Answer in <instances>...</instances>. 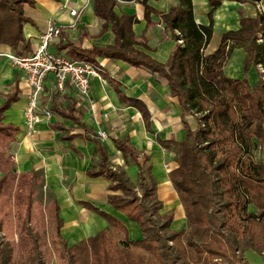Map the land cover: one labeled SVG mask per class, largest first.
Wrapping results in <instances>:
<instances>
[{
    "label": "trees",
    "instance_id": "trees-1",
    "mask_svg": "<svg viewBox=\"0 0 264 264\" xmlns=\"http://www.w3.org/2000/svg\"><path fill=\"white\" fill-rule=\"evenodd\" d=\"M121 1V0H120ZM128 1V0H122ZM224 0H208L209 24L196 23L192 0H176L166 12L149 7L142 0L146 27L137 37L134 15H118L114 8L118 0H93L95 16L102 20L101 32L110 30L111 44L82 48L81 43L68 41L59 44L73 59L97 65V57L121 60L129 65L144 67L164 79L180 107L185 137L181 141L162 140L158 143L175 154L177 167L168 173L186 216V228L172 230L171 212H162V202L156 195V181L152 174L150 155L137 150L128 138L113 139L114 146L126 162L138 168L136 182H132L124 168L113 166L100 136L81 121V114L70 102L61 110L55 102L49 111L69 118L82 128L64 139L83 136L95 145L94 160L87 170L89 176H103L110 181L108 203L136 222L142 238L128 239L126 227L113 216L100 211L108 225L98 234L80 244L69 245L61 236L62 219L55 206L56 238L67 257L68 264H78L75 249L83 244L95 257L90 264H250L244 256L252 249L264 256V19L261 12L243 16L240 27L222 34L219 46L204 54L213 31V12ZM257 3L260 0H236ZM35 0H0V45L8 46L16 56L33 52L25 37L23 25L30 19L24 6ZM150 14L160 18L169 39L175 42L167 60L159 62L144 50L146 33L157 25ZM63 28L59 38H63ZM165 38V37H163ZM235 48L246 52L242 78L225 75L224 67ZM252 66L258 69V80L248 83ZM118 97L139 110L145 128H150V112L137 98L127 96L121 85L110 80ZM18 99V89L5 95L0 104V133L12 127L2 122L3 113ZM54 101V100H53ZM194 120V128L188 117ZM52 128L69 129L60 123ZM33 171L30 182L35 179ZM1 180V179H0ZM253 205L257 212L249 211ZM30 202L26 206L22 228L31 238L28 263L43 264L38 235L30 225ZM2 224L0 222V232ZM10 241L0 234V264H15Z\"/></svg>",
    "mask_w": 264,
    "mask_h": 264
},
{
    "label": "crops",
    "instance_id": "crops-1",
    "mask_svg": "<svg viewBox=\"0 0 264 264\" xmlns=\"http://www.w3.org/2000/svg\"><path fill=\"white\" fill-rule=\"evenodd\" d=\"M141 1L121 0L114 8L118 15L130 14L137 18L138 22L133 24L137 37H140L146 27L145 8ZM146 4L166 12L176 4V0H147ZM192 8L196 23L209 24L208 0H192ZM70 9H76L77 16H71ZM258 12H264V0L257 3L224 0L213 12L212 37L204 49V54L218 48L223 33L238 29L243 16H255ZM24 14L30 22L23 25V32L33 51L50 22L63 28L64 33L63 38L60 39L58 35L50 41V52L69 56L67 49L58 48L59 44L63 45L68 41L80 42L82 48L86 49L113 42L114 35L109 29L101 32L103 21L94 14L93 0H35L33 6H24ZM150 17L157 25L147 29L148 48H136L164 63L175 42L169 39L170 31L165 32L160 18L154 14H150ZM260 39L264 41V35H261ZM8 52H12L8 46L0 45V104L14 87L18 89V99L3 113L2 120L4 124L15 129L10 128L7 132L0 133V136L9 138L16 173L31 176L33 171H37L34 179L41 178V186L49 194L54 210L55 206H58L62 219L60 234L69 245L90 239L108 225L97 209L122 222L126 227L128 239H141L142 232L138 224L108 203L109 194L119 193L109 190L110 181L103 176L87 174L94 160V143L83 136H76L71 140L64 139L75 133H83L82 128L73 120L51 112L49 117H42L36 122L32 130L28 129L24 109L29 88L23 73L6 57L5 53ZM245 57L243 48H235L224 67L225 75L242 78ZM96 61L100 78L92 80L88 99L77 93L70 84L66 85L63 92H55L53 80L48 77L40 97V108L50 109L55 102L61 110H66L73 101L75 110L81 114V121L90 131L103 134L99 138L107 149L110 163L124 168L134 183L137 180L138 168L135 164L125 161L121 152L114 146L113 139L128 138L137 150L149 154L152 174L156 181V195L162 202L161 211L172 213V230L186 228L184 208L168 176V173L177 167L175 154L158 143V138L181 141L185 137L177 98L171 95L166 81L159 79L147 68L107 57H97ZM247 76L248 83L252 86L258 80V69L252 66ZM110 80L117 81L127 96L144 103L150 112L151 131L145 128L139 110L127 105L118 97ZM188 120L194 128L192 117L189 116ZM52 123H60L69 129L52 128ZM262 159L264 161V148ZM248 209L257 212L253 205H249ZM244 256L250 264H264V257L252 249L245 251Z\"/></svg>",
    "mask_w": 264,
    "mask_h": 264
},
{
    "label": "rangeland",
    "instance_id": "rangeland-1",
    "mask_svg": "<svg viewBox=\"0 0 264 264\" xmlns=\"http://www.w3.org/2000/svg\"><path fill=\"white\" fill-rule=\"evenodd\" d=\"M0 179V234L11 242L15 264L28 263L32 252L31 238L22 228L29 202L30 225L38 235L43 264H68L66 254L56 238L54 204L42 188L41 178L37 177L30 182V176L16 173L9 138L4 135L0 136ZM75 252L78 264H90L95 260L89 253V248L83 244L79 245Z\"/></svg>",
    "mask_w": 264,
    "mask_h": 264
},
{
    "label": "built area",
    "instance_id": "built-area-1",
    "mask_svg": "<svg viewBox=\"0 0 264 264\" xmlns=\"http://www.w3.org/2000/svg\"><path fill=\"white\" fill-rule=\"evenodd\" d=\"M120 1V0H118ZM71 16H77L76 9H70ZM264 19V12H262ZM61 27L53 22L48 24L46 32L35 50L25 56H16L12 52L5 53L12 64L23 73L29 88L27 104L24 109L25 123L32 130L42 117H49L48 108H40V97L44 83L48 77L53 80V90L63 92L70 84L81 96L89 98L91 82L100 78L97 67L85 60L73 59L64 53L50 52L48 45L59 35ZM101 137L103 134L98 133Z\"/></svg>",
    "mask_w": 264,
    "mask_h": 264
}]
</instances>
